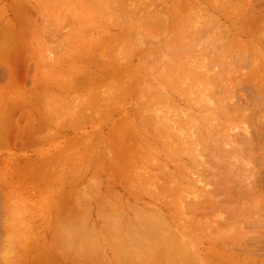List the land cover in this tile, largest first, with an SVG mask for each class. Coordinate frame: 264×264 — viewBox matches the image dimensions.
I'll return each instance as SVG.
<instances>
[{
  "label": "rangeland",
  "instance_id": "obj_1",
  "mask_svg": "<svg viewBox=\"0 0 264 264\" xmlns=\"http://www.w3.org/2000/svg\"><path fill=\"white\" fill-rule=\"evenodd\" d=\"M155 258L264 264V0H0V264Z\"/></svg>",
  "mask_w": 264,
  "mask_h": 264
},
{
  "label": "bare ground",
  "instance_id": "obj_2",
  "mask_svg": "<svg viewBox=\"0 0 264 264\" xmlns=\"http://www.w3.org/2000/svg\"><path fill=\"white\" fill-rule=\"evenodd\" d=\"M254 133H255V132H254ZM249 140H250V139H249ZM166 223H167V222H166ZM114 225H115V224H114ZM116 225H117V224H116ZM141 225H142V224H141ZM141 225H140V226H141ZM158 227H159V226H158ZM114 228H115V227H114ZM132 229H133V227H132ZM132 229H130V230L133 231L134 229H133V230H132ZM146 229H147V228H145V230H146ZM152 229H153V228H152ZM159 229H160V228H159ZM128 230H129V229H128ZM112 231H113V230H112ZM117 231H118V230H117ZM167 231H168V230H167ZM113 232H114V231H113ZM152 232H153V231H152ZM154 232H155V231H154ZM159 232H160V231H159ZM161 232H162V231H161ZM169 232H170V231H169ZM133 233H134V232H133ZM150 234H151V233H150ZM119 235H120V234H119ZM155 235H156V234H155ZM115 236H116V235H115ZM155 237H158V236H155ZM112 238H113V237H112ZM140 238H141V237H140ZM160 238H162V237H160ZM115 239H116V238H114V240H115ZM148 239H149V238H148ZM164 239H165V238H164ZM118 240H119V239H118ZM126 240H127V239H126ZM168 240H169V239H168ZM119 241L121 242L122 240H119ZM127 241H128V240H127ZM149 241H150V240H149ZM164 241H166V239H165ZM80 242H81V241H80ZM128 242H130V241H128ZM150 242H151V241H150ZM159 242H161V241L159 240ZM173 242H174V241H173ZM113 243H114V242H113ZM113 243H112V244H113ZM161 243H162V242H161ZM163 243H164V242H163ZM165 243H166V242H165ZM114 244H115V243H114ZM121 244H122V243H121ZM121 244H120V247L122 248L123 245L121 246ZM126 244H127V243H126ZM129 244H131V243H129ZM129 244H128V245H129ZM134 244H135V243H134ZM153 244H154V243H153ZM156 244H158V242H157ZM171 244H172V243H171ZM177 244H178V243H177ZM115 245H116V244H115ZM128 245H127V246H128ZM131 245H132V244H131ZM154 245H155V244H154ZM113 246H114V245H113ZM118 246H119V244H118ZM135 246H136V248H137V245H135ZM161 246H162V245H161ZM169 246H171V245H169ZM165 247H166V246H165ZM165 247H164V244H163V247H162V248L159 247V248L162 249V250H164ZM116 248L118 249V247H116ZM121 248H120V249H121ZM123 248H124V247H123ZM128 248H129V247H127V249H128ZM170 248H171V247H170ZM170 248H168V249H170ZM97 249L99 250V248H97ZM132 249H133V248H131V250H132ZM144 249H146V248H144ZM124 251H125V249H124ZM146 251H147V250H146ZM164 251H166V250H164ZM115 252H116V251H115ZM118 252H119V251H118ZM168 252H169V251H168ZM162 253H163V252H162ZM190 253H191V252H190ZM190 253H189V254H190ZM89 254H91V252H89ZM131 254H132V253H131ZM142 254H143V253H142ZM157 254H158V252H157ZM168 254H169V253H168ZM168 254H167V255H168ZM179 254H180V253H179ZM179 254H178V255H179ZM196 254H197V253H196ZM91 255H94L93 252H92ZM124 255H125V254H124ZM161 255H162V254H161ZM118 256H119V255H118ZM129 256L131 257V255H129ZM129 256H128V257H129ZM132 256H133V254H132ZM134 256H135V255H134ZM162 256H164V254H163ZM173 256H174V255H173ZM191 256H192V255H191ZM191 256H190V257H191ZM119 257H121V256H119ZM128 257L126 258V260L128 259ZM130 257H129V258H130ZM157 257H159V256L157 255ZM179 257H180V256H179ZM181 257H182V256H181ZM181 257H180V258H181ZM183 257H184V256H183ZM122 258H123V257H122ZM159 258H160V257H159ZM184 258H185V257H184ZM187 258H188V257H187ZM187 258H186V259H187ZM196 258H197V257H196ZM87 259H88V258H87ZM132 259H133V258H132ZM132 259H131V261H134L135 258H134L133 260H132ZM155 259H156V261L160 264L161 261H158L157 258H155ZM160 259H161V258H160ZM160 259H159V260H160ZM163 259H165V258H163ZM176 259H177V258H176ZM88 260H89V259H88ZM124 260H125V258H124ZM168 260H170V258H169ZM172 260H174V258H173ZM178 260H179V259H178ZM180 260L182 261L181 263H183V260H182V259H180ZM107 261H108V260H107ZM127 261H129V260H127ZM154 261H155V260H154ZM164 261L167 262L166 260H164ZM170 261H171V260H170ZM170 261H169V262H170ZM197 261H198V260H197ZM62 262H63V261H62ZM89 262H90V261H89ZM165 262H164L163 264H167V263H165ZM169 262H168V263H169ZM171 262H174V261H171ZM171 262H170V263H171ZM184 262H185V261H184ZM186 262H187V261H186ZM186 262H185V263H186ZM219 262H220V261H219ZM68 263H70V262H68ZM68 263H64V264H68ZM106 263H107V262H106ZM125 263H126V262H125ZM128 263H129V262H128ZM130 263H131V262H130ZM133 263H134V262H133ZM136 263L138 264V262H136ZM194 263H195V262H194ZM194 263H193V264H194ZM172 264H173V263H172ZM177 264H179V263H177Z\"/></svg>",
  "mask_w": 264,
  "mask_h": 264
}]
</instances>
